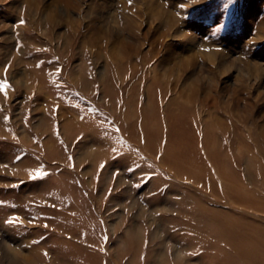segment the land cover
<instances>
[{"label": "rangeland", "instance_id": "rangeland-1", "mask_svg": "<svg viewBox=\"0 0 264 264\" xmlns=\"http://www.w3.org/2000/svg\"><path fill=\"white\" fill-rule=\"evenodd\" d=\"M5 78L0 264H264V0H0Z\"/></svg>", "mask_w": 264, "mask_h": 264}, {"label": "snow or ice", "instance_id": "snow-or-ice-1", "mask_svg": "<svg viewBox=\"0 0 264 264\" xmlns=\"http://www.w3.org/2000/svg\"><path fill=\"white\" fill-rule=\"evenodd\" d=\"M132 3V0H129V4L131 5ZM23 23V21H22ZM9 65H6L5 66V76H6V73H7V68H8ZM11 87L10 83L7 81V79L5 78L4 80H0V93H2L5 98H7V95H8V89ZM79 139H83V137H80ZM45 175V173H40L38 172L36 174L35 177H33V179H37V178H42L43 176ZM9 223H14L15 220H12V221H8Z\"/></svg>", "mask_w": 264, "mask_h": 264}]
</instances>
